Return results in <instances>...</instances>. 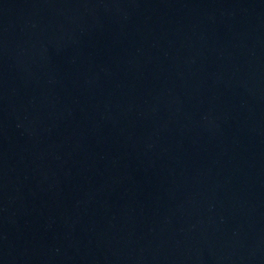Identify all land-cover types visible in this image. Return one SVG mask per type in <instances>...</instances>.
<instances>
[{
	"label": "water",
	"instance_id": "95a60500",
	"mask_svg": "<svg viewBox=\"0 0 264 264\" xmlns=\"http://www.w3.org/2000/svg\"><path fill=\"white\" fill-rule=\"evenodd\" d=\"M0 264H264V0H0Z\"/></svg>",
	"mask_w": 264,
	"mask_h": 264
}]
</instances>
